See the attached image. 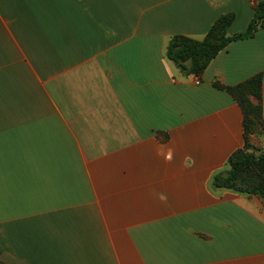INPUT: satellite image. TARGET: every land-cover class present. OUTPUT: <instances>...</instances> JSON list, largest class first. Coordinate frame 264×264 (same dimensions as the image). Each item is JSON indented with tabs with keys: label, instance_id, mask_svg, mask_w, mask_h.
I'll return each instance as SVG.
<instances>
[{
	"label": "crops",
	"instance_id": "0c3cea01",
	"mask_svg": "<svg viewBox=\"0 0 264 264\" xmlns=\"http://www.w3.org/2000/svg\"><path fill=\"white\" fill-rule=\"evenodd\" d=\"M261 1L0 0L3 262L264 264V201L212 183L245 143L213 82L264 72V28L198 84L167 58L224 14L245 32Z\"/></svg>",
	"mask_w": 264,
	"mask_h": 264
},
{
	"label": "trees",
	"instance_id": "16d2710c",
	"mask_svg": "<svg viewBox=\"0 0 264 264\" xmlns=\"http://www.w3.org/2000/svg\"><path fill=\"white\" fill-rule=\"evenodd\" d=\"M234 19V13L220 16L201 40L184 35L172 37L167 48V58L184 74L202 76L211 61L230 43L251 38L259 29L264 28V1L255 5L254 17L245 32L228 34ZM263 84L264 72L234 86L224 85L218 80L213 82L215 88L229 93L240 105L244 115L245 143L230 155L226 168L213 175L212 183L217 188L242 195H256L264 201V149L250 142L251 134L264 135ZM0 264L7 263L0 257Z\"/></svg>",
	"mask_w": 264,
	"mask_h": 264
},
{
	"label": "built area",
	"instance_id": "2783aa9c",
	"mask_svg": "<svg viewBox=\"0 0 264 264\" xmlns=\"http://www.w3.org/2000/svg\"><path fill=\"white\" fill-rule=\"evenodd\" d=\"M197 80H196V83L198 84V83H200V79L199 78H196Z\"/></svg>",
	"mask_w": 264,
	"mask_h": 264
},
{
	"label": "rangeland",
	"instance_id": "374dc122",
	"mask_svg": "<svg viewBox=\"0 0 264 264\" xmlns=\"http://www.w3.org/2000/svg\"><path fill=\"white\" fill-rule=\"evenodd\" d=\"M196 78H199V79H200V78H201V76H196ZM200 82H201V79H200Z\"/></svg>",
	"mask_w": 264,
	"mask_h": 264
}]
</instances>
